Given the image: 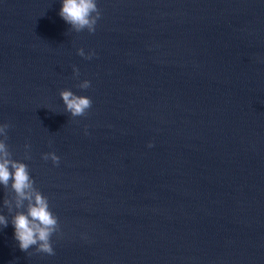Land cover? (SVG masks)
<instances>
[{"label": "water", "instance_id": "obj_1", "mask_svg": "<svg viewBox=\"0 0 264 264\" xmlns=\"http://www.w3.org/2000/svg\"><path fill=\"white\" fill-rule=\"evenodd\" d=\"M97 4L88 33L0 0V123L60 224L54 255L0 225V264H264V0Z\"/></svg>", "mask_w": 264, "mask_h": 264}, {"label": "clouds", "instance_id": "obj_2", "mask_svg": "<svg viewBox=\"0 0 264 264\" xmlns=\"http://www.w3.org/2000/svg\"><path fill=\"white\" fill-rule=\"evenodd\" d=\"M59 15L75 32L87 31L94 33L101 17L97 0H61ZM77 54L90 59L95 53L91 50L85 53L83 48L76 49ZM73 75L79 77V69L72 66ZM90 81L81 80L78 87L89 88ZM59 96L65 110L72 117L85 116L92 106V100L85 95H77L70 89H61ZM9 123H0V186L5 195L2 201L10 218L0 213V225L7 226L11 222L14 228V238L22 251L28 252L35 247L36 252L54 255L51 237L59 233L58 217L52 212L48 197L38 189L27 164L14 159L8 140ZM151 147V143L148 145ZM24 159H31L30 145L25 144ZM41 158L59 164L60 157L55 152L41 153Z\"/></svg>", "mask_w": 264, "mask_h": 264}]
</instances>
